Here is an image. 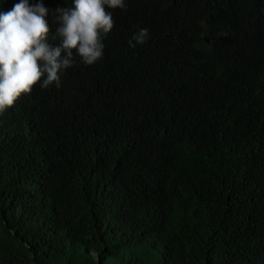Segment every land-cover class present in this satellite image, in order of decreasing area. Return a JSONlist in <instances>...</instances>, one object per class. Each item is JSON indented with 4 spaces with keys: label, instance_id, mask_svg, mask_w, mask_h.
<instances>
[{
    "label": "trees",
    "instance_id": "obj_1",
    "mask_svg": "<svg viewBox=\"0 0 264 264\" xmlns=\"http://www.w3.org/2000/svg\"><path fill=\"white\" fill-rule=\"evenodd\" d=\"M125 4L0 113V264H264V0Z\"/></svg>",
    "mask_w": 264,
    "mask_h": 264
},
{
    "label": "clouds",
    "instance_id": "obj_2",
    "mask_svg": "<svg viewBox=\"0 0 264 264\" xmlns=\"http://www.w3.org/2000/svg\"><path fill=\"white\" fill-rule=\"evenodd\" d=\"M110 9H124L125 0H73L72 7H57L59 26L49 43V9L41 2L33 5L19 0L10 11L0 12V113L11 108L41 81L42 88L60 86L63 72L75 64L73 50L81 62L92 65L103 56L102 35L114 27ZM147 28L139 29L130 47L143 45Z\"/></svg>",
    "mask_w": 264,
    "mask_h": 264
}]
</instances>
